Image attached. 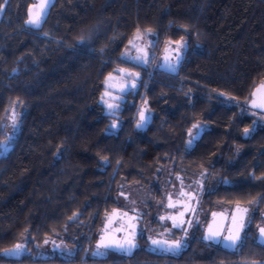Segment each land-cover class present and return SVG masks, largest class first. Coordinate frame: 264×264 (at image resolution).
Segmentation results:
<instances>
[{
    "label": "trees",
    "instance_id": "obj_1",
    "mask_svg": "<svg viewBox=\"0 0 264 264\" xmlns=\"http://www.w3.org/2000/svg\"><path fill=\"white\" fill-rule=\"evenodd\" d=\"M32 2L0 0V123L11 102L23 109L0 157V264H89L117 182L156 195L151 181L168 163L206 171L207 206L254 204L243 242L230 251L193 239L177 260L145 250L140 235L130 253L106 251L99 263L264 264L250 238L264 205V114L247 106L264 79V0H53L38 27L24 24ZM146 34L148 62L125 59L129 38ZM180 38L181 59L160 69V50ZM114 67L138 77L112 117L99 96ZM55 233L71 235L72 257H34ZM22 236L30 254H5Z\"/></svg>",
    "mask_w": 264,
    "mask_h": 264
},
{
    "label": "rangeland",
    "instance_id": "obj_2",
    "mask_svg": "<svg viewBox=\"0 0 264 264\" xmlns=\"http://www.w3.org/2000/svg\"><path fill=\"white\" fill-rule=\"evenodd\" d=\"M151 37L152 36L150 34H146L145 37L132 35L124 47L122 56L134 63L146 64L150 57L149 40H151ZM169 42L170 41H166L165 43L169 45L170 50L168 52L166 65L176 64L172 63L170 60L174 59L173 55L175 54L176 49L182 50L183 47H180V45L184 44V40L180 38L177 41ZM180 50L179 55L181 54ZM137 77L138 74L135 70L126 67H114L104 76L102 91L99 96V103L102 105L106 114H109L112 117L115 115V111L120 107L123 94L127 90L131 91L135 89ZM109 104L113 107L109 108ZM142 111L144 114L147 113L145 108L142 109ZM14 112L16 115L15 128H13L12 119ZM21 112H23L21 105L13 101L6 108L3 114L0 123V145H8V148L6 151H0V157L4 156L10 148L11 140L19 127ZM116 124L117 121H111L110 127L114 128L113 125L116 126ZM196 124H199L202 129L203 125L201 123ZM193 125L187 131V137L185 140L186 147L189 146L188 141L191 139L189 132H196ZM206 174V171L202 169L190 170L179 164L174 166L172 163H168L158 169L156 175L151 181V183H155L158 190L156 195L148 186L140 185L137 182H125L120 179L116 184L114 193L116 203L115 209L117 210H110L103 215V218L106 219L113 212L114 215H119L120 211H122L125 212L123 215L130 219L129 225H133V222L137 220L134 224V229L132 227L130 229L129 227L131 239H133L137 234L142 235L143 237H148L149 239H156L157 237L168 238L173 230V227L170 225L168 219L171 211L173 212L177 207H187L184 219L180 223L184 227L186 225L187 218L189 217V210L192 208L191 204H194L193 217L196 221L194 225L197 226L200 224L207 212L201 201L197 202L195 200H199L202 193L211 187L212 179H207ZM187 197L190 199L189 203ZM194 200L195 202H193ZM182 201H186L188 205L182 204ZM215 206V209H218L225 214H228L231 209V205L223 204L221 202L216 203ZM254 207L253 203L246 204L245 206V208L248 209L244 218L245 226L249 221ZM263 212L264 205L261 207L259 212L260 214L257 217L256 224L258 225L264 224V215H262ZM191 230L189 226L187 232L188 235L191 234ZM70 237L71 235H66L65 233H55L46 236L40 243L33 245L34 250L32 255L37 258L51 257L52 255H60L61 257L66 258L72 257L74 245L71 243ZM26 239V236H22L11 248H9L14 249L16 245H21V249L18 252H5V254H9L15 258L25 254H30V249L25 244ZM105 250L106 248H97L98 253L103 254Z\"/></svg>",
    "mask_w": 264,
    "mask_h": 264
},
{
    "label": "flooded vegetation",
    "instance_id": "obj_3",
    "mask_svg": "<svg viewBox=\"0 0 264 264\" xmlns=\"http://www.w3.org/2000/svg\"><path fill=\"white\" fill-rule=\"evenodd\" d=\"M203 194L204 193H202V196L199 197V200L195 199L197 202L201 201L202 205L207 210V212L205 213L199 225L197 226L194 225L196 223L193 217L194 204H191L192 208L191 210H189V217L187 218V222L184 227L180 223L184 219V215L187 211L186 210L187 207L186 206L183 208L177 207L176 210L174 209L175 212L171 211V214L168 218L170 225L173 227V230L170 236L168 238L157 237L155 240L161 241V243L158 245L152 244V240H153L152 238L149 239L148 237H143L145 240V243L143 246L144 249L151 252V254L156 255V256H159V255L166 256L167 255L170 257H174L175 259L178 260V255H182V253L189 248L190 244H194V242H191V240L198 239V240L205 242L208 245H211L212 247H216V248L218 247L219 249L222 248V249H226L230 251H235L236 248H238L239 244L243 242L244 234L246 235L245 230L249 227L250 220L248 221L246 226L244 223V227L240 230L239 232L240 239L236 242L235 247L226 248L223 244L215 243L212 240L206 239L205 237L208 235L210 227L212 228L213 231L220 232V239L229 235V229H233V232H235V226L233 225V219H232L233 215H236L237 217H239L241 215L242 210L245 207H242L237 204H232L231 209L229 210V213L225 214L219 211L218 209H215L216 208L215 204L219 202H215L212 206L205 205L204 201L202 200ZM187 200L189 203L190 199H188V197H187ZM195 200L193 202H195ZM188 203L186 201H182V204L184 205H188ZM237 206H239L241 212L237 211ZM124 213L125 212L120 211L119 215H114V212H113L106 219L103 218L101 227L99 228L97 232V237L94 241V246L89 251L92 256V259H90L89 264H101L99 262L103 261V256L105 255L106 251H115L117 253L128 254L134 248H136L134 247L131 250H119L116 247H110V248H106L103 254L97 252V248H100L98 246L101 244L102 238H103L104 243H108V244L124 243L127 239H131V235L129 233V227L130 229L131 227L134 229L135 228L134 224L137 222V220L133 222L134 226L129 225L130 219L126 217L125 215H123ZM262 215H264V212L262 213ZM244 218H245V214H244ZM256 223L254 224L253 235L251 232L250 238L252 237V241H254V243L260 246H264V237H262L260 233V229L264 228V224L258 225ZM189 226H190V230L193 227L192 230L190 231L191 232L190 235H188L187 233ZM139 237L141 236L137 234L133 238L136 246H138L137 241ZM165 241L167 243H164ZM173 241H180L181 247L178 249H173L171 251H168L167 249ZM101 248H104V247H101ZM125 248L127 249V245H125ZM169 260L173 261V258H169ZM171 263H174V262H171Z\"/></svg>",
    "mask_w": 264,
    "mask_h": 264
},
{
    "label": "snow or ice",
    "instance_id": "obj_4",
    "mask_svg": "<svg viewBox=\"0 0 264 264\" xmlns=\"http://www.w3.org/2000/svg\"><path fill=\"white\" fill-rule=\"evenodd\" d=\"M7 2V0H5ZM52 3V0H42L41 3L38 5H35L34 7L38 9V11H33L32 8L29 9L28 11V19L26 20V24L29 26H35L38 27L42 21V17L45 14V10L48 8V6ZM180 47H183V45H180ZM181 59L179 55V50H177V56L176 60L179 62ZM264 86V85H262ZM253 107H262L264 108V104H257L255 100H253ZM109 108L113 107L111 104L108 105ZM13 119V128L16 127V115L15 112L13 113L12 116ZM148 117L145 116L144 112L141 111L140 113V119L137 122V127H142L144 123L147 121ZM254 124L256 123L255 121L253 122ZM115 127V125H113ZM193 128L196 129L195 133H192L191 131L189 132V135L191 136V139L188 141V145L191 146L192 143L199 138L201 134V127L199 124L193 125ZM252 131H255V128L252 129ZM249 132V129H245V134L247 135ZM8 148V145H0V151H6ZM237 211L241 212L239 206H237ZM248 212V209L245 208L242 210L241 215L237 217L236 215H233V225L235 226V232H233V229H229V235L223 237L220 239V232L219 231H213L212 228H209V233L205 237L206 239L212 240L215 243H220L223 244L226 248H231L235 247L236 242L240 239L239 232L240 230L244 227V214ZM176 226V225H174ZM261 236L264 237V228L260 229ZM161 241L152 240L153 245H158L160 244ZM164 243H167L166 241ZM125 245H127V249L125 248ZM98 247H104V248H110V247H116L119 250H131L132 248L136 247L134 243V239H127L124 243H115V244H108L104 243L103 238L101 241V244ZM181 247V242L180 241H173L169 247L168 251H171L173 249H178ZM21 249V245H16L14 249H6L5 252H13L16 251L18 252Z\"/></svg>",
    "mask_w": 264,
    "mask_h": 264
},
{
    "label": "water",
    "instance_id": "obj_5",
    "mask_svg": "<svg viewBox=\"0 0 264 264\" xmlns=\"http://www.w3.org/2000/svg\"><path fill=\"white\" fill-rule=\"evenodd\" d=\"M41 2H42V0H33V2L27 7V9H26V18L24 19V24L25 25H27L26 24V20L28 19V11H29V9L32 8L34 12L38 11V9H36L34 6L38 5ZM50 5L48 6V8L50 7ZM48 8L45 10V14L42 17V20L44 19L45 15H46V13L48 11ZM27 26H29V25H27ZM169 51H170L169 50V45H165L163 47L161 53H160L158 67L160 69H162V70H172L174 65H175V64L166 65L167 60H168L167 57H168V52ZM176 56H177V49L175 50V54L173 55L174 59L170 60L172 63H177ZM262 85H264V79L259 81V82H257L254 85V87L251 89L250 96H249V99L247 101V106L250 109L254 110V111H258V112L264 114V108H262V107H253V103H252L253 100H255V102L257 104H264V86H262Z\"/></svg>",
    "mask_w": 264,
    "mask_h": 264
}]
</instances>
